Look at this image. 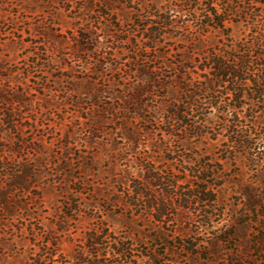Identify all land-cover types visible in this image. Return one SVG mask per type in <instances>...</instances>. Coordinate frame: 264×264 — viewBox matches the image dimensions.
Instances as JSON below:
<instances>
[{"label":"rangeland","instance_id":"obj_1","mask_svg":"<svg viewBox=\"0 0 264 264\" xmlns=\"http://www.w3.org/2000/svg\"><path fill=\"white\" fill-rule=\"evenodd\" d=\"M191 1L0 0V264H264V160L228 141V98L185 107L189 89L223 91L203 73L208 51L255 30L236 17L231 40L201 28L206 5L190 13ZM161 17L179 25L155 45ZM248 97L238 115L263 137L264 105ZM191 125L205 137L188 140ZM152 167L186 188L220 185L219 204L157 223L132 189ZM260 177L253 211L242 194Z\"/></svg>","mask_w":264,"mask_h":264},{"label":"trees","instance_id":"obj_2","mask_svg":"<svg viewBox=\"0 0 264 264\" xmlns=\"http://www.w3.org/2000/svg\"><path fill=\"white\" fill-rule=\"evenodd\" d=\"M223 1L226 7L220 9L218 5ZM199 3H205L206 5V8L201 12L205 13L203 14L204 20L202 19L201 28L212 26L216 30H220L225 37L231 40L230 37L232 31L228 28L227 22L232 21L233 17H236L245 19L247 22L251 20L255 32L251 30V38L245 39L242 42L234 43L233 40L229 41L231 44L228 49L221 50V48H219L218 50L213 48L208 51L206 54L207 57L205 56L204 59L205 65L203 66V73H205V75H214L217 81L223 85V91H220L217 94H215V91L211 93L209 92L210 87L207 88L206 86L198 88V92H193L189 89L187 90V95L189 96H187L185 107L196 105L193 100V96L196 94L203 96L205 100L210 97L211 99H209V101H222L223 99L228 98L233 102L234 113L237 114H233L231 123L226 129V131L230 133L228 141L232 143L234 150L240 149V153L247 155V158L251 160L253 165H256V162H258L259 159L264 160V136L261 137L255 133L254 127L256 126L257 121H251V125H253L252 127L249 125L250 122L245 125L244 123L247 121H244V118L242 116L240 117L238 113L244 109L246 103L243 101H245L246 95H249V100H253L256 106L264 105L263 9L259 6L256 0H195L191 1V4H189V12L197 14ZM167 20L169 22H167ZM159 21L160 22L155 23L154 26L150 28L151 37L149 36V40L155 45L161 42L163 36L162 32L164 30L179 25L178 22L172 23L171 17L164 19L161 17L159 18ZM238 22H240V20H238ZM122 43H129V40H127V38L122 39ZM153 48L154 46H151V49ZM255 68H260L258 73L255 72ZM249 83H251V94H246L245 86ZM161 88H163V86ZM2 99L3 96H0V100ZM258 109H260V107H258ZM251 111L254 112L253 109ZM185 114V110L177 108L171 117L173 120L179 122L182 121V118L185 119ZM182 123L184 122L182 121ZM244 125L246 130H239ZM167 132L172 136L175 135V132L171 130H167ZM185 132L189 136L188 140H201L206 135L203 132V128L194 127L192 125L190 129L186 128ZM260 149H262V151H260L262 155L256 153L258 155L255 156L253 152ZM235 156L236 155H234V157ZM164 175L160 174L155 167H152L151 169L149 168L144 175L143 182L132 188L134 191L135 207H144L157 223H162L168 217L170 218L177 210L191 209V207L195 208L197 206L198 208L200 207V209L195 208L197 214L202 210V204L206 207L216 203L219 204L216 194L218 193L219 188H221L220 185H215L213 190L205 184L204 186L199 185L198 188H186L183 186L185 183L184 181L186 180H182L181 182V180L177 179L175 174L171 172H167ZM202 181L207 182L206 179H203ZM261 184H263V182L260 177L255 184L256 186H250L247 190H243L242 195L249 201L247 206L253 211H256L257 208L261 206V200L256 194L257 189L262 186ZM19 186L23 188V185L19 184ZM180 189H182L184 193L179 196L178 192ZM92 240H96L93 235L88 238L87 243H90ZM120 245L122 246V243H119V251L117 254L124 256L126 251L123 247L120 249ZM94 246H99V244L89 245L88 249H91ZM84 262L86 263V261ZM34 264H40V262H35Z\"/></svg>","mask_w":264,"mask_h":264}]
</instances>
